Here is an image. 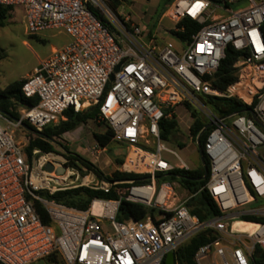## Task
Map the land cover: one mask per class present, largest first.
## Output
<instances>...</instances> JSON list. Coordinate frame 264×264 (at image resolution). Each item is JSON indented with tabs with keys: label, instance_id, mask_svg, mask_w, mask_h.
<instances>
[{
	"label": "built area",
	"instance_id": "obj_1",
	"mask_svg": "<svg viewBox=\"0 0 264 264\" xmlns=\"http://www.w3.org/2000/svg\"><path fill=\"white\" fill-rule=\"evenodd\" d=\"M0 6L22 7L29 35L58 30L70 37L23 81V97L36 103L21 108L15 120L0 112V264H59L51 261L53 254L60 264H164L169 253L175 264L177 249L203 232L213 238L197 249L196 264H264V0H174L163 13L175 24L174 31L183 30L177 25L185 18L198 25L188 41H180L178 51L145 36L125 4L0 0ZM229 46L241 53L232 65L236 78L219 89L214 77ZM206 98L235 100L242 111L217 115ZM97 105L112 142L129 148L127 157L135 151L140 170L124 172L147 174L150 182H111L86 169L81 175L70 169L76 178L72 174L66 186L51 189L37 182L45 175L61 177L55 171L64 166L54 153L37 149L29 162L13 129L27 132L25 124L36 135L65 121L69 108L77 113ZM181 106L196 109L210 124L202 147L208 179L201 190L219 215L204 221L190 213L186 200L175 202L174 183L156 178L174 169L189 170L182 162L175 168L161 156L177 157L161 145L160 123ZM48 163L52 173L45 169ZM78 187L113 192L115 198L92 199L80 211L39 194ZM121 201L151 209L152 215L118 222ZM33 202L50 224L42 222ZM241 216L251 220L240 221ZM238 222L250 228L234 227Z\"/></svg>",
	"mask_w": 264,
	"mask_h": 264
},
{
	"label": "trees",
	"instance_id": "obj_2",
	"mask_svg": "<svg viewBox=\"0 0 264 264\" xmlns=\"http://www.w3.org/2000/svg\"><path fill=\"white\" fill-rule=\"evenodd\" d=\"M113 8L118 7L121 4H129L127 0H105ZM174 0L167 1L160 12L157 13L160 17L166 10L164 8L167 4L170 5ZM216 1V0H212ZM12 7L0 6V27H4L5 19L7 13ZM93 13L98 14V18L103 20L100 13L90 8ZM177 29H183L182 31H173L172 34L176 36L181 42H186L190 39L198 30V25L185 18L178 25ZM261 32L264 39V23L261 26ZM241 56V53L235 51L232 47H227L225 50V59L221 62L218 71L215 74V79L213 84L219 89H225L229 84H231L236 78V72L232 68L233 63ZM4 55L0 52V61L4 59ZM23 80L13 81L6 85L2 90H0V111L7 114L12 119H18V108L31 107L36 103V100H28L23 97L21 93V86ZM206 103L210 107L213 113L217 115H225L231 112H241L242 108L240 103L235 100H225L219 98H206ZM66 120L59 122L56 125L45 127L41 133L36 134L33 138H30L28 145L25 147L24 151L27 155L28 161L31 162L32 151L37 149L41 153H55L50 142L54 138L62 136L64 133L74 131L78 126L85 124L87 121H98L102 123L106 130L103 133H93V139L96 144L102 148L106 149L109 144L112 143L113 133L105 121L99 120V105L90 107L81 112H74L72 109H67L64 111ZM190 115L193 119L191 126L189 127V134L193 142H198L200 149H202L206 137L208 135L209 129L204 130L207 125V121L200 118L196 110L191 109ZM33 132H30L34 134ZM178 132V124L176 122V117L173 116L171 119L162 120L160 123V139L161 141H168L169 138H173ZM125 146V145H124ZM183 148V145H180ZM77 162L80 163L88 172L93 173L98 178H105L108 181H122V182H132L133 184L141 185L150 182V176L147 174H135L127 172H114L110 177L104 176V174L93 164L87 160L75 155ZM69 160L67 157H65ZM201 167L196 170H183L174 169L166 174H157L156 178L158 181L165 182H178V184L184 188L190 195L186 202V207L189 209L190 213L196 216L200 221H204L208 218L215 217L219 215V211L208 196V194L201 190L202 186L205 185L208 174L206 178H202L204 175V167L209 170L208 160L205 155H202ZM123 161L119 162L122 165ZM204 166V167H203ZM124 169L131 170L128 166L124 165ZM55 182V181H54ZM41 196L58 203L60 205L84 211L89 207L92 199H112L115 198V194L110 192L109 194H104L99 191H94L86 187H78L73 189H66L62 191H57L52 195H49L46 191H40ZM34 209L39 215L40 219L44 224H50L48 215L44 209L37 202H33ZM147 214L152 215V210L147 209L139 204H132L130 202L121 201L116 220L118 222H123L129 219L138 221L146 217ZM240 221H250L251 218L247 216H241ZM213 237L210 232H203L194 238H192L188 243L184 244L175 252V264H196L194 262V254L197 249L209 242ZM51 261L60 264L58 257L56 255L51 256Z\"/></svg>",
	"mask_w": 264,
	"mask_h": 264
},
{
	"label": "rangeland",
	"instance_id": "obj_3",
	"mask_svg": "<svg viewBox=\"0 0 264 264\" xmlns=\"http://www.w3.org/2000/svg\"><path fill=\"white\" fill-rule=\"evenodd\" d=\"M167 1L170 0L159 1L157 13L160 12ZM168 6L167 4L164 8L167 9ZM149 8H134L131 10L133 17L139 21V26L143 30V34L148 37V33L151 32L152 34L150 35L158 43L166 44L174 50L179 49L181 44L180 40L172 34L175 29V24L164 17L157 22L158 15L153 14ZM233 9H237V7ZM94 14L98 17V14L95 12ZM23 15L22 7H13L7 13L4 27H0V52L5 56L0 61V90L13 81H19L27 75L30 76L34 68L38 67L41 61L47 59L63 46L70 43V37L63 31L58 30H46L36 35H29L25 27ZM20 109L18 108L17 110L19 111ZM191 109L194 108L181 106L176 109L175 117L178 124V132L173 138H169L168 141H161V145L174 151L178 158L166 152H162L161 156L175 168H181L182 162L189 170H196L201 167V158L196 143L190 139L189 127L193 122L190 115ZM196 112H198L200 118L206 121L199 111L196 110ZM105 130L106 128L102 123L98 121H87L85 124L78 126L74 131L54 138L50 142L55 152L53 155L62 161L61 163L65 168L78 170L79 175H81L85 168L73 159H76L75 155L87 160L97 167L104 176L108 177L116 171L124 172L123 165L125 164L126 158L128 168L140 170L135 160V151L132 156L129 154L127 157L129 148L122 144L112 142L106 149H97V144L92 134L103 133ZM13 131L16 140L23 146H27L30 138L35 136V134L30 132L17 129H13ZM180 145H183V148H180ZM96 149L97 153L95 152ZM120 161H123L122 165H119ZM131 172L142 174L134 171ZM54 181L56 182V180ZM173 183L175 187V202L177 204L185 200L187 202L190 197L189 193L178 182ZM34 264L45 263L40 260Z\"/></svg>",
	"mask_w": 264,
	"mask_h": 264
},
{
	"label": "bare ground",
	"instance_id": "obj_4",
	"mask_svg": "<svg viewBox=\"0 0 264 264\" xmlns=\"http://www.w3.org/2000/svg\"><path fill=\"white\" fill-rule=\"evenodd\" d=\"M130 154H131V156H132L133 151H132V153H130ZM51 158H52L51 156L47 157V159H51ZM54 159H55L58 163L61 164L62 161H61L60 159H58V158H56V157H54ZM37 162H40V161H37ZM57 168H64V167H62V166L60 165V166L57 167ZM64 170H65V168H64ZM72 174H73V177L76 178V174L73 173V172L69 169V170H65L64 174H63L61 177H55V176H53L52 174L47 175V176L45 175V176H43L42 178H40L37 182H39V183H41V184H44V185L48 186V187L51 188V189H54V188H56V187H58V186H66V185H68V184H69V177H70ZM54 180H56V182H54ZM234 227H236V228H238V229H240V230H248V229L250 228L249 225L244 224V223H240V222L236 223V224L234 225Z\"/></svg>",
	"mask_w": 264,
	"mask_h": 264
},
{
	"label": "crops",
	"instance_id": "obj_5",
	"mask_svg": "<svg viewBox=\"0 0 264 264\" xmlns=\"http://www.w3.org/2000/svg\"><path fill=\"white\" fill-rule=\"evenodd\" d=\"M128 2H130L129 4H126V12L130 14L132 20L137 23L138 25H140L139 21L133 17V15L131 14V10L134 8H149L150 10H152L153 14L157 15V8L159 6V1L160 0H127ZM158 17V16H157ZM164 17L163 14L157 18V22L160 21V19ZM150 34H152L151 32L148 33V38L151 36ZM181 43V42H180ZM182 47V44H180V48L177 49L176 51L180 50ZM29 75L21 78L20 80H25L26 78H28Z\"/></svg>",
	"mask_w": 264,
	"mask_h": 264
},
{
	"label": "water",
	"instance_id": "obj_6",
	"mask_svg": "<svg viewBox=\"0 0 264 264\" xmlns=\"http://www.w3.org/2000/svg\"><path fill=\"white\" fill-rule=\"evenodd\" d=\"M119 69V65L115 68V72H117ZM110 81L113 80V75L110 76L109 78ZM1 112V111H0ZM3 113V112H1ZM4 115H6L7 117H9L7 114L3 113ZM15 120V119H14ZM255 121L258 123V121L255 119ZM21 126L24 128V130H26L27 132H33L31 128H29L28 126H26L25 124H21ZM210 128V124H207L206 127L204 128V130H208ZM196 146H197V149H198V152H199V155H200V158H201V161L203 160L202 159V155H203V152H202V149H200L199 147V144L198 142H196ZM202 164H203V161H202ZM204 167V166H203ZM45 169L46 171H48L49 173H52L54 171V168L51 164H47L45 166ZM65 170L64 168H58L55 173L59 176H62L64 174ZM208 174V171L207 169L204 167V175H203V179L206 178ZM164 264H174V255L172 253H169L167 254L166 258H165V261H164Z\"/></svg>",
	"mask_w": 264,
	"mask_h": 264
}]
</instances>
